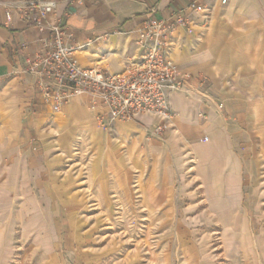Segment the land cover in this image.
I'll use <instances>...</instances> for the list:
<instances>
[{
  "label": "rangeland",
  "instance_id": "374dc122",
  "mask_svg": "<svg viewBox=\"0 0 264 264\" xmlns=\"http://www.w3.org/2000/svg\"><path fill=\"white\" fill-rule=\"evenodd\" d=\"M250 80L238 175L208 173L191 142L139 123L60 124L48 174L1 143L0 264H264V94Z\"/></svg>",
  "mask_w": 264,
  "mask_h": 264
},
{
  "label": "crops",
  "instance_id": "0c3cea01",
  "mask_svg": "<svg viewBox=\"0 0 264 264\" xmlns=\"http://www.w3.org/2000/svg\"><path fill=\"white\" fill-rule=\"evenodd\" d=\"M178 15L184 24L171 37L170 55L182 71L209 78L211 91L224 107L208 110L200 122L201 105L172 92V128L153 138L191 142L198 163H204L208 173L238 175L234 167L237 139L242 135L238 120L248 116L238 110H246L250 79L259 80L255 87L264 94V0H83L81 4L61 0L42 22L58 19L64 42L75 48L80 65L117 72L126 59L139 56L136 40L148 19L171 21ZM49 34L48 27L39 30L16 15L6 19L0 10V144L9 145L30 170L40 174L52 171L49 167L58 159L48 132H56L60 124L78 127L88 121L97 126L89 96L72 97L57 116L35 94L34 76L25 71L26 59L44 52ZM152 122L141 116L137 121L117 122L115 129L136 128L139 123L144 132ZM227 185L237 189V179Z\"/></svg>",
  "mask_w": 264,
  "mask_h": 264
},
{
  "label": "built area",
  "instance_id": "2783aa9c",
  "mask_svg": "<svg viewBox=\"0 0 264 264\" xmlns=\"http://www.w3.org/2000/svg\"><path fill=\"white\" fill-rule=\"evenodd\" d=\"M60 1L0 0V10L6 19L16 15L39 30L50 29L44 52L27 58L25 71L34 76L35 94L53 113H58L72 97L87 95L101 130L114 132L119 121H137L147 116L153 122L145 131L160 138L172 128L175 114L170 105L172 92H181L199 103L200 118L205 119L210 109L222 110L224 103L213 95L207 78L182 71L168 51L176 27L184 24L183 16L171 21L148 19L136 40L139 56L126 59L122 70L111 72L98 66L80 65L74 58L75 48L64 42L58 19L52 24L42 22Z\"/></svg>",
  "mask_w": 264,
  "mask_h": 264
}]
</instances>
